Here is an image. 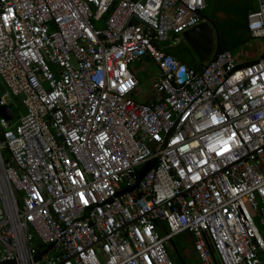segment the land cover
Returning a JSON list of instances; mask_svg holds the SVG:
<instances>
[{"label":"built area","instance_id":"1","mask_svg":"<svg viewBox=\"0 0 264 264\" xmlns=\"http://www.w3.org/2000/svg\"><path fill=\"white\" fill-rule=\"evenodd\" d=\"M207 1L0 0V264H172L183 232L198 264L264 262V58L161 46ZM145 59L154 99L134 100Z\"/></svg>","mask_w":264,"mask_h":264},{"label":"rangeland","instance_id":"2","mask_svg":"<svg viewBox=\"0 0 264 264\" xmlns=\"http://www.w3.org/2000/svg\"><path fill=\"white\" fill-rule=\"evenodd\" d=\"M220 1L223 6L231 5L232 2H244L242 7L231 8L226 11L213 9L214 2ZM249 0H208L206 6L202 11L201 15L206 22L214 25L218 43L220 46H226L228 42L229 35H236L242 27L244 26L243 17L246 5ZM247 3V4H246ZM235 5V4H232ZM234 15V16H233ZM233 18V21L230 20ZM228 25V27H227ZM168 40L161 43V46L166 47V51L171 53L174 57L179 59L182 63L187 66H191L193 63H197V58L186 45L185 41L180 36H168ZM217 43V44H218ZM170 46V47H168ZM215 47V46H214ZM236 63H247L252 62L259 58L264 53V40L262 39H252V38H240L235 44L232 43L228 49ZM136 73L138 79V86L135 89V93L132 95L134 100L139 101H150L154 99V94L151 92L150 84L155 77V66L154 64L145 59L140 62H135L131 67ZM3 88L0 85V93H2ZM15 116L21 113V106L19 105L16 111L13 107L11 108ZM1 158L3 162H8V154L1 153ZM256 231L260 236L261 240L264 242V227L259 222L258 218L251 213ZM172 246L167 250L168 257L172 261V264H198L195 253L193 252L192 237L183 232L171 239Z\"/></svg>","mask_w":264,"mask_h":264},{"label":"water","instance_id":"3","mask_svg":"<svg viewBox=\"0 0 264 264\" xmlns=\"http://www.w3.org/2000/svg\"><path fill=\"white\" fill-rule=\"evenodd\" d=\"M183 40L186 42L190 50L196 56L200 64H205L211 53L214 51V48H217L218 38L217 32L213 24L204 21L181 34ZM215 46V47H214ZM261 58H264V53L261 55ZM252 64V63H247ZM181 79L184 78L182 72L179 73ZM0 117L5 121H9L12 118V113L6 106L0 107ZM153 163H149L144 170L139 174L141 178L144 173L151 167ZM132 188L128 189L125 192H131ZM172 243V242H171ZM40 254L35 256V260L38 259ZM6 264V263H3ZM260 264H264L261 262Z\"/></svg>","mask_w":264,"mask_h":264},{"label":"crops","instance_id":"4","mask_svg":"<svg viewBox=\"0 0 264 264\" xmlns=\"http://www.w3.org/2000/svg\"><path fill=\"white\" fill-rule=\"evenodd\" d=\"M239 1V0H238ZM223 3H220V1H217V2H214V4H213V9H218V10H223V11H226V10H228V9H231V8H240V7H242L241 5H243L244 4V2L243 1H241V3H239V2H237V1H235V2H232V4H235V5H226V6H223L222 5ZM247 4V3H246ZM250 6V2L246 5V8H243V10H244V12L246 13V11H247V9H248V7ZM245 13H244V15H245ZM234 16V15H233ZM243 19V22L242 23H244V17L242 18ZM233 21V18L230 20V22H232ZM244 25V24H243ZM227 27H228V25H227ZM173 244L171 243V246H172Z\"/></svg>","mask_w":264,"mask_h":264},{"label":"trees","instance_id":"5","mask_svg":"<svg viewBox=\"0 0 264 264\" xmlns=\"http://www.w3.org/2000/svg\"><path fill=\"white\" fill-rule=\"evenodd\" d=\"M249 38L248 37V35H247V33H246V31H245V28H244V26L242 27V30H240V32H238V34H236V35H229V37H228V42H227V45L225 46H220V44L218 43L217 44V50H222V49H224V50H228L229 49V47H230V45L232 44V43H234L235 44V42L236 41H238V40H240V38ZM219 41V40H218Z\"/></svg>","mask_w":264,"mask_h":264}]
</instances>
